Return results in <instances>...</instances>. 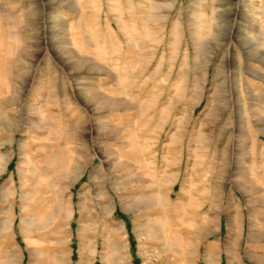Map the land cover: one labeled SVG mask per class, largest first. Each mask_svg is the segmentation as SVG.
Segmentation results:
<instances>
[{
    "label": "rangeland",
    "instance_id": "374dc122",
    "mask_svg": "<svg viewBox=\"0 0 264 264\" xmlns=\"http://www.w3.org/2000/svg\"><path fill=\"white\" fill-rule=\"evenodd\" d=\"M0 264H264V0H0Z\"/></svg>",
    "mask_w": 264,
    "mask_h": 264
},
{
    "label": "bare ground",
    "instance_id": "6f19581e",
    "mask_svg": "<svg viewBox=\"0 0 264 264\" xmlns=\"http://www.w3.org/2000/svg\"><path fill=\"white\" fill-rule=\"evenodd\" d=\"M113 5H114V4H113ZM117 5H118V4H117ZM237 33H238V32H237ZM200 42H202V41H200ZM196 44H197V43H196ZM197 45H198V44H197ZM201 45H202V44H201ZM194 46H195V45H194ZM199 50H200V49H199ZM199 50L195 48V52H196L197 55H198V53H199ZM203 51H204V50H203ZM201 55H202V54H201ZM107 101H108V100H107ZM114 102H115V101H114ZM122 104H123V103H122ZM116 106H117V105H116ZM116 106H115V107H116ZM114 262H115V261H114ZM119 262H120V261H119Z\"/></svg>",
    "mask_w": 264,
    "mask_h": 264
}]
</instances>
